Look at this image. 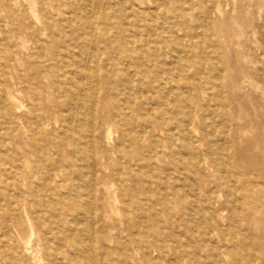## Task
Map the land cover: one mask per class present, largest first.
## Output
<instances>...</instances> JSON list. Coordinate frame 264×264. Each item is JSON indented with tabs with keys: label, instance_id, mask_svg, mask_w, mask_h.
Wrapping results in <instances>:
<instances>
[{
	"label": "rangeland",
	"instance_id": "374dc122",
	"mask_svg": "<svg viewBox=\"0 0 264 264\" xmlns=\"http://www.w3.org/2000/svg\"><path fill=\"white\" fill-rule=\"evenodd\" d=\"M144 1L0 0V264H69L73 163L95 264H264V0ZM37 74L80 157L66 124L27 134Z\"/></svg>",
	"mask_w": 264,
	"mask_h": 264
},
{
	"label": "bare ground",
	"instance_id": "6f19581e",
	"mask_svg": "<svg viewBox=\"0 0 264 264\" xmlns=\"http://www.w3.org/2000/svg\"><path fill=\"white\" fill-rule=\"evenodd\" d=\"M124 1H125V4L129 6L128 10L131 13H138L139 9L143 8V5L145 4L144 0H124ZM151 2H152V8L149 10V11H151L150 13H159L161 11V9L163 8L164 3L161 0H152ZM167 2L169 3L170 0H167ZM27 12L28 13L31 12L30 14H34V10L31 6L28 7ZM23 27L24 26H20L17 29V31L18 30L22 31L24 29ZM47 29L50 31L52 29V26L48 25ZM17 31H15V32H17ZM17 36L18 35H16V37ZM54 40H56V39H54ZM5 41H7V39ZM72 55L76 58L77 57L80 58V61L82 63L84 62L85 59H86L85 62L89 63L91 58L93 59V58L97 57V60H98V57H99L97 47H95L93 50H91V52L87 53L88 56L86 58L84 57L85 54L80 53V52L79 53L73 52ZM57 56L55 55L54 59H55V61L58 62V58L61 59L62 57H60L59 55H57ZM128 60H129V57L126 59V61H128ZM80 69H81L80 75L82 77L90 78L89 73L86 70H84V68H80ZM12 70H13L12 66L9 65L8 63L2 64V67L0 69V86H1V89L4 87V84L8 83V80L10 79L9 77H10ZM47 77L48 76H43L41 74H37L35 76V79H34L36 84L39 86V89H41L44 93L43 94V101H42L44 103L43 108H41L40 110H38L39 108L37 110H31L30 114L26 115L23 118H20V120L24 121L25 128L27 129L26 132L32 139H38L39 138L41 141H44V142L47 141V137H48V134L45 132L47 127L55 126L56 124H60V123L66 124V130H68L71 133L70 134L71 138L74 141L73 144H74L75 157H77V155L80 157V154H82V147L79 145L77 139L84 137V135H85L84 131L89 127V125L86 123H83L84 121L83 122L80 121V118H79L77 113L76 114L74 113L71 116H67L63 112V110H61V107L55 106L56 104L52 105V106L49 105V103H51L50 102V96L45 94L46 86L42 82L43 79L45 80V78H47ZM2 95H3V98L6 100L13 99L11 96H9L5 92ZM33 96H34V94H33ZM78 100L81 101L82 98L79 97ZM14 102H17V101H14ZM93 117H94V115H93ZM62 128H63V132H64L65 126H62ZM110 135L111 134L108 133V136H110ZM109 140H110V138H109ZM90 142H92V141H90ZM89 151H91V156L86 158L85 161L87 163H89V162L93 163L94 162V164H95V156H94V152L91 150V146L89 147ZM63 159H64L63 156L59 158V166L55 171H52V169H47L45 171V175L42 176L43 182H47L49 180H54V179L58 180V177H60L61 172H62L61 164L63 163ZM94 164H93V167H94ZM75 167H76L75 163H73L71 168H70L71 169L70 173L67 175L66 179H64V180H67V182H68L67 196H68V199L71 203L72 210L74 211V216H72L71 219L69 220L70 231H69L68 235H64V234L62 235L61 234L62 235L61 238H62V240L65 241V243L69 244L71 251H72L71 254L68 255V258H67L69 264H95L93 251H92V247L90 244V242H91L90 239H92L91 238L92 235L82 225V220H86L87 217L90 216V211L88 209H86V210L84 209L82 197L78 195L79 185L83 179V175L81 172L76 174ZM29 174H31L32 177H37L35 171H33ZM26 175H27V173H25L24 175L21 176L23 182L25 181ZM93 177L95 178V175ZM93 193H95V192H93ZM93 196H94V194H93ZM92 199H94V197ZM89 201H90V196H88V201L86 202L88 205L90 203ZM92 209H94V208H92ZM42 213L43 212L38 213L39 218L43 217ZM91 218H93V217H91ZM91 220H93V219H91ZM44 222H46L45 219H44ZM93 224H94V222H93ZM93 224L91 227H93ZM31 232H32V230H31ZM29 240H31V239H29ZM28 246L30 248V245H28ZM25 253L27 256L32 257V253L30 252V249L27 248ZM34 264H41V262L36 260Z\"/></svg>",
	"mask_w": 264,
	"mask_h": 264
}]
</instances>
